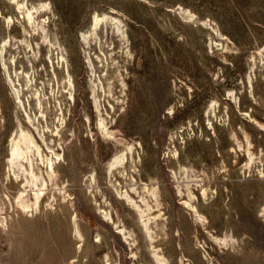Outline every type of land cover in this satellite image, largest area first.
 <instances>
[{
  "label": "rangeland",
  "instance_id": "obj_1",
  "mask_svg": "<svg viewBox=\"0 0 264 264\" xmlns=\"http://www.w3.org/2000/svg\"><path fill=\"white\" fill-rule=\"evenodd\" d=\"M38 1L27 0L28 4ZM48 1L54 10V19L48 27L51 37L64 47L65 64H58L56 52L47 53L44 47L36 49V59L29 60L31 52L25 55L23 48L17 47L19 42L11 47L15 53L13 62L9 59L10 51L6 52L5 61L23 105L35 125L44 130L50 144L53 143L50 130L58 123L57 115H61L57 79L69 70L74 99L67 95L60 100L64 125L59 127L63 151L59 149L64 158L56 177L59 183L63 181L69 196L61 198L63 192L51 189L53 185L48 180L44 189L48 187L50 197L45 195L40 213L36 206L31 213L21 208L20 211L16 205L14 197L21 185L12 170L8 173L6 155L17 122L22 121L24 126L26 123L22 116L24 106L14 102L8 73L2 64L4 51L0 55V219L3 220L0 264H106L107 257L111 264H156L133 211L114 191L113 183L117 181L114 178L110 181L105 172L106 162L119 147L97 132L96 112L91 107L92 94L88 90L91 81L96 79L98 83L99 77L106 85V76L113 82L114 97H120L116 102L111 93L99 88L103 114L108 119L115 114L112 126L125 139L135 140L137 146L135 161L128 167L129 175L121 179V185L129 188L136 180L138 186L155 183L160 189L165 216L160 230L154 227V241L159 250L172 264H180V257L189 264H264V127L249 117L251 114L264 122V63L258 56V67L249 65L251 53L264 44V0ZM111 7L119 11L126 23L132 51L129 57L117 54L116 58L124 66L120 70L125 85L119 79L120 71H112L110 58L106 61L99 47L101 44L106 51L115 45L118 50L119 38L105 28L89 48L78 38L89 27L94 11L106 12ZM180 7L190 9L195 22L183 19ZM7 13L15 18L13 6L0 0V45L8 34L16 38L21 35L16 26L4 27ZM216 30L227 37L233 49L227 52L217 43ZM28 38L36 47L37 36L32 32ZM23 69H29L33 90L37 85L41 90L43 115L37 112L33 90L27 91L24 86ZM250 73L252 87L248 82ZM59 86L63 90L62 83ZM230 88L236 92L235 100L228 95ZM44 92L50 96V102H46ZM107 98L113 101L114 109ZM213 98L218 100L216 111L220 110V114L214 117L210 113L212 129L203 118V110ZM121 103L123 106L119 107ZM26 122L45 153L42 133L38 135L35 125L27 119ZM241 128L249 133L251 147L259 153L250 172L245 171V157L231 134L235 132L244 139ZM232 144L237 152L232 151ZM180 163L206 170L210 198L204 203L197 195L195 206L205 215L206 226L212 233L234 234L233 245L213 242L206 229L195 221L193 211L184 208L173 177ZM24 166H29L27 161ZM33 167L37 169L35 162ZM22 170L17 171L22 174ZM91 171L96 181L90 183L87 177ZM131 174L135 180L130 178ZM54 191L56 200L50 208ZM99 207H106L115 219L118 216L134 232L136 243L129 245L112 224L103 222ZM75 214L84 237L81 243L72 223Z\"/></svg>",
  "mask_w": 264,
  "mask_h": 264
},
{
  "label": "bare ground",
  "instance_id": "obj_2",
  "mask_svg": "<svg viewBox=\"0 0 264 264\" xmlns=\"http://www.w3.org/2000/svg\"><path fill=\"white\" fill-rule=\"evenodd\" d=\"M7 1L13 6L16 15L14 18L11 14H5L3 25L5 28H11L13 26L18 27L21 31V35L19 38H16L15 36L8 34L4 38H2L0 45V55L2 54V52L5 51L3 56L1 55L3 58L2 64L5 67V71L8 73L7 78L9 84L12 86L13 89V96L15 99L14 102L17 103V105L19 102L20 104H22L21 106H24L23 111L25 115L22 112V116L25 120L26 125L24 126V124L20 120L17 122L15 133L11 136L9 140L5 167H7L8 173L10 172V170H12L16 178H19L18 181L21 186L19 187L18 192L14 197V200L17 203L16 205H18V209L20 211L21 209H23L24 211L26 210V212L30 211L32 213L33 207L36 206L37 212L40 213L43 200L46 197L45 195L48 194V197H50L49 193L47 192L48 187L44 189V186H47L48 180H50L51 184L53 185L51 189H55L58 193L63 192L61 198H66L67 196H69V193H67L64 186H62L64 185L63 181L59 183L56 177L57 168L61 165V160L64 158L63 153L59 149L60 147L63 151V143L60 141L62 136L59 127L61 125H64V113L62 111V104L60 100L62 97H67V95H69V98L74 99V83L73 80L69 78L70 74L68 69H66V74L62 75L60 79H57V93L61 92V95L57 96L59 103L58 110H60L62 116L60 114H56L59 124L56 123L55 128L50 130V139L53 141V143L50 144L47 141V137H45L44 130H41L37 125H35L31 114L28 112L25 105H23L21 97L18 94L17 85L14 83L15 78L12 77V74L9 70V66L5 61V56L6 52L10 51L11 55L9 59L11 58L10 61L13 62L15 53L11 50V47L16 42H19L20 44H18L17 47H22V52L25 55H27V52H31V55L28 56L29 60H31V57L33 59H36V49L40 51V48L44 47L47 53H54L55 51L57 63H61L62 65H64L66 61L64 55V47H62L61 43H59L58 45L54 38L51 37V31L48 27L49 23L52 22V20L54 19V10L48 0H40L37 3L30 4H28L27 0ZM180 8L181 9L179 13L183 19L195 22L196 17H194V13L190 9L185 7ZM103 28L106 29L107 33L110 29L113 35L119 38L118 47L120 49L118 50H116L117 47L115 45H113V47L111 48H107L106 51L104 50V48H102L101 44L99 45V47L103 51V55L105 56L106 61L108 60V57L110 58L109 64L110 66H112V71H120L119 74L121 77L119 79H121V83L125 85L126 83L123 77V72L120 70V68L124 66L120 63L119 60H116V58L118 57L117 54L129 57L132 51L128 45L129 38L127 36L126 23L119 11L114 9L113 7L110 8V11L106 12L94 11L90 18L89 27L85 30H82L78 38L83 41L84 45H87V48H89L92 45L91 41L98 37L100 30L103 31ZM211 28L215 31L214 27ZM32 32L34 35L37 36V39L35 41L36 47L28 38V36H31ZM216 34L218 37L215 40L218 41L217 43L221 44L224 50L228 52L233 49L226 41L227 37H224L223 33L216 30ZM223 38H225V40ZM13 40L14 42H12ZM109 45L110 44L108 43V47ZM26 49H28V51H26ZM97 56H99V54H97ZM258 56L260 57V60H263L264 63V44L257 47L256 50L251 53L252 60L249 61L250 67H258ZM123 58L125 59V57ZM91 62H89L90 65ZM31 67L33 68V65ZM28 70L29 69H23L21 73H23V77L25 78L24 86H26L27 91H32L34 84H32V78ZM92 70L94 69L92 68ZM253 72L256 73V70L254 69ZM14 73L15 77L17 76V80L20 83L19 71L17 72L16 68L14 70ZM105 78L106 85L108 87L107 90L105 88L106 85L101 81L99 77L98 83L96 82V79H93L91 81V83L89 84L90 89L88 90V93L92 94V98H90L92 102L91 107L92 109H95L96 112L95 126L97 132H100L105 139H109L111 142H114L117 147H119L112 154V157L108 159L104 166L106 175L110 177V181L112 180V178L117 181V184L113 183V187L115 188L114 191L120 198H122L123 203L127 205L128 208H131V210L133 211L137 219L138 226L142 232V235L146 239L147 246L149 247V253L153 261L156 264H172L168 257L161 250H159L158 246L155 244L154 241V227L160 230L162 224H164L165 216V212H163L162 202L159 198V186L155 183H144L142 186H138L135 177L132 174L130 175V178L134 179L135 182L130 183L129 188H123V186L121 185V179H126V176L129 175L128 167L132 162L135 161L134 150L137 146L135 140L125 139L120 135L119 130L112 126L111 118L115 114L110 115V119H108V117L103 114V107L100 99L101 94L99 92V88H102L104 93L106 91L108 92V94L111 93L112 99L116 102L119 100L120 97L119 95L117 97H114L113 82L109 81L110 76H106ZM248 82L252 87L253 82L251 73L248 75ZM61 83L63 90L59 86ZM227 91L229 97L235 100L236 92L232 88L227 89ZM51 92L52 96L54 97V85H52L51 87ZM32 93L35 96V106H38L37 112H40V114L42 115L45 114L43 102H41L40 100L41 90H39L38 85L34 88ZM45 94L46 93L44 92L43 96H45ZM49 98L50 96L47 97L46 102H50ZM107 101L111 108L114 109L113 101H111L109 98H107ZM121 106H123L122 103L119 105V107ZM217 106L218 100L213 98L203 110V118H206L208 120V123L212 129L214 128V126L213 121L211 120L210 113H212L214 117H218V115L220 114V110L216 111ZM105 112L109 114V111ZM114 112H116V110H114ZM249 117L253 118V120H255L260 126L264 127V122L262 123L256 120L254 117H252L251 114H249ZM26 119L32 125H35L34 127L37 129L38 135L39 133H42L41 138L46 145L45 147H47V151H45V153H43L44 148L41 149V145L35 138V134L30 128V126L27 124ZM87 120H89L88 116ZM39 121L40 119L37 118V122ZM241 129L245 137L244 139L242 137L240 139L235 132L231 134L233 136V140L236 141V145L242 150L243 155L245 157L243 165L245 167V171L248 170L250 172L252 171V166L255 165L256 160L259 158V153L255 152L251 147L252 140L250 138L249 133L244 128ZM54 134L57 137L59 136V140L57 142L55 141V139L57 140V137H53ZM231 146L233 147L232 151L237 152L236 146L234 144H232ZM35 153L38 154V157H35ZM129 158H131L130 162ZM260 160L262 159L260 158ZM25 161L28 162V167L24 166ZM34 162L37 169L33 167ZM222 167L225 168L224 170H228L226 168V164H222ZM19 168L23 169L22 174L17 171L19 170ZM205 176L207 177L208 174L204 168H198L192 164L180 163L179 171H173V177L175 178L177 183V190L182 196L180 197V200L184 203V208H187L191 213L193 211L195 221H197L204 227V231L206 229L209 234L208 236L212 239L213 242L217 243L218 245H233L236 241V237L234 236V234L228 232H226L224 235L212 233L210 230H208L206 226L205 215L202 214L195 206L194 198L197 195L200 196L202 200H204V203L207 202L210 198V193L208 192V185L210 180H205ZM87 180L90 183L96 181L95 174L92 171L90 172V175H88ZM56 191L51 193L53 200L50 201L49 199L50 208L53 206V201L56 200ZM42 194H44V196L41 198ZM198 198L199 197H196L197 200ZM105 201H108L107 198H105ZM98 212L101 215V220L103 222L106 221L107 223L112 224V226H114L116 230H118L119 235L124 238L123 240H125L129 245H132V243H136V237L134 235V232L130 228H128L126 224L119 219L118 216L115 219L112 213L106 207H99ZM76 216L77 215L75 214L72 217V223L74 225L75 235L78 238V242L81 243L84 240V237L82 232L80 231L78 219ZM5 219L6 218H4V220ZM0 221L2 222L3 220L0 219ZM131 253L136 256V253L133 250L131 251ZM179 261L180 264H189L186 263V259H183L182 257H180ZM106 264H111L109 257H107Z\"/></svg>",
  "mask_w": 264,
  "mask_h": 264
}]
</instances>
